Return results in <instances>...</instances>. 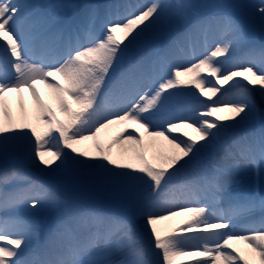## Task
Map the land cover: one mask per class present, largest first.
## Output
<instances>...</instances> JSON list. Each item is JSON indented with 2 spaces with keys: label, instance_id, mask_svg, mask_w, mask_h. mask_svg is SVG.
Masks as SVG:
<instances>
[{
  "label": "snow or ice",
  "instance_id": "6c2138e0",
  "mask_svg": "<svg viewBox=\"0 0 264 264\" xmlns=\"http://www.w3.org/2000/svg\"><path fill=\"white\" fill-rule=\"evenodd\" d=\"M181 257L264 264V0H0V264Z\"/></svg>",
  "mask_w": 264,
  "mask_h": 264
},
{
  "label": "bare ground",
  "instance_id": "6f19581e",
  "mask_svg": "<svg viewBox=\"0 0 264 264\" xmlns=\"http://www.w3.org/2000/svg\"><path fill=\"white\" fill-rule=\"evenodd\" d=\"M257 2H259V0H256ZM41 90V94H45V89L43 88V86H38ZM26 100H28L27 98V93H26V96H25ZM29 103V107L31 106L30 105V101H28ZM13 111H14V114H15V106H13ZM219 115H228L227 112H221L219 113ZM120 126H113L112 128L110 129H107V130H104L100 133L98 139H99V142L101 143L102 146H106L112 139V137L115 135V133L119 130ZM92 143L93 141L92 140H88V141H84L82 142L80 145H77V148L82 150V151H86L89 153V155H95V149L93 148L92 146ZM111 153L113 156H116L118 153L121 152V145L119 144H113L112 147H111ZM45 159H51L50 157H45ZM180 219H183V217H180V218H173L171 220H167V221H162L157 227L159 229H162L164 231V234L166 232H168L170 229H172L173 227H176L178 225V221ZM240 247H243L242 245H240ZM195 259H198V258H195V257H181V258H178L177 260V264H180V261H184V264H192V261L195 260Z\"/></svg>",
  "mask_w": 264,
  "mask_h": 264
},
{
  "label": "rangeland",
  "instance_id": "374dc122",
  "mask_svg": "<svg viewBox=\"0 0 264 264\" xmlns=\"http://www.w3.org/2000/svg\"><path fill=\"white\" fill-rule=\"evenodd\" d=\"M245 2L258 3L256 0H245ZM92 145H93V143H92ZM159 230L161 231V234L164 235V231L162 229H159Z\"/></svg>",
  "mask_w": 264,
  "mask_h": 264
}]
</instances>
